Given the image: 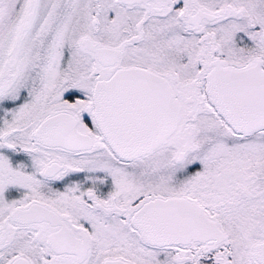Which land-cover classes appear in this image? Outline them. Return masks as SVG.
Wrapping results in <instances>:
<instances>
[{"label":"snow or ice","instance_id":"obj_1","mask_svg":"<svg viewBox=\"0 0 264 264\" xmlns=\"http://www.w3.org/2000/svg\"><path fill=\"white\" fill-rule=\"evenodd\" d=\"M0 264H264V0H0Z\"/></svg>","mask_w":264,"mask_h":264}]
</instances>
